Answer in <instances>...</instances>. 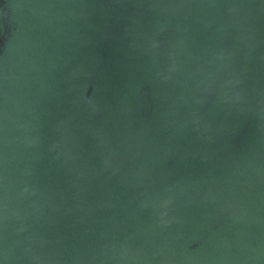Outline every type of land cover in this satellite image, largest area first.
Returning a JSON list of instances; mask_svg holds the SVG:
<instances>
[{"label": "water", "instance_id": "obj_1", "mask_svg": "<svg viewBox=\"0 0 264 264\" xmlns=\"http://www.w3.org/2000/svg\"><path fill=\"white\" fill-rule=\"evenodd\" d=\"M0 264H264V0H0Z\"/></svg>", "mask_w": 264, "mask_h": 264}]
</instances>
